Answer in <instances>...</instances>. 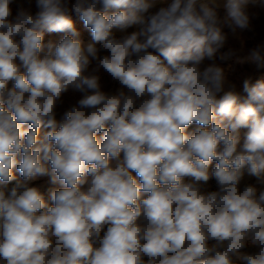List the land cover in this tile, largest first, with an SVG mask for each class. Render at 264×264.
<instances>
[{
  "label": "clouds",
  "instance_id": "1",
  "mask_svg": "<svg viewBox=\"0 0 264 264\" xmlns=\"http://www.w3.org/2000/svg\"><path fill=\"white\" fill-rule=\"evenodd\" d=\"M0 264H264V0H0Z\"/></svg>",
  "mask_w": 264,
  "mask_h": 264
}]
</instances>
